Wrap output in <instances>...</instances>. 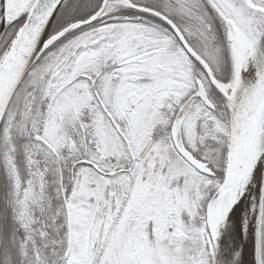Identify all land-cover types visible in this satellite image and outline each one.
Here are the masks:
<instances>
[{"label":"snow or ice","instance_id":"1","mask_svg":"<svg viewBox=\"0 0 264 264\" xmlns=\"http://www.w3.org/2000/svg\"><path fill=\"white\" fill-rule=\"evenodd\" d=\"M0 264H264V0H0Z\"/></svg>","mask_w":264,"mask_h":264}]
</instances>
